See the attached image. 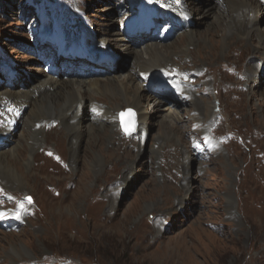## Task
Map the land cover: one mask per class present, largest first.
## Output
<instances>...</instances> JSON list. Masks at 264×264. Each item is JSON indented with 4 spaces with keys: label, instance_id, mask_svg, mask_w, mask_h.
<instances>
[{
    "label": "rangeland",
    "instance_id": "374dc122",
    "mask_svg": "<svg viewBox=\"0 0 264 264\" xmlns=\"http://www.w3.org/2000/svg\"><path fill=\"white\" fill-rule=\"evenodd\" d=\"M34 1L12 0L0 9V62L10 63L0 64V92L22 88L26 81L53 68L58 79L68 82L94 77L95 70L86 59L68 62L57 48L56 33L69 46L85 27L97 39L104 38L101 33L109 34L105 36L110 39L109 48L118 57L113 59L110 76L132 75L130 85L144 89L141 108L149 118L146 136L140 139L138 112L121 104L116 125L109 129L111 137L99 133L95 139L98 152L93 153L89 128L96 134L97 128L82 124L84 135L75 165L69 162L72 152L67 148L66 131L52 118L35 124L41 146L32 152L24 137L10 149L5 144L2 150L17 151L22 157L17 164L10 155L0 161V212L5 213L0 218V264H264V82L248 90L244 85L246 61L236 58L237 51H233L250 43L232 35L226 36V43L218 31H212L219 30L215 26L224 16L212 0H152L153 6L170 11L178 10L183 2L202 9L200 22L191 11L189 26L198 43L184 39L183 31L189 27L169 39L147 42L169 46L170 54L179 48L190 51L183 60L194 53L201 65L196 73L177 77L173 64H179L178 56L171 55L161 70L183 83L194 98L202 96L209 105H218L222 117L230 119L228 126L225 120L215 124L218 111L214 109L201 123L189 119L195 112L193 100L161 95L163 89L151 91V82L137 78V69H131L135 56L117 48L118 43L125 48L128 42L117 41L115 35L123 37L125 26L139 12L132 7L133 0ZM217 3L221 10L225 7L223 0ZM259 27L263 33L264 22ZM211 39L218 42L219 62L209 60ZM143 49L144 44L133 52L144 56ZM230 60L235 61L244 85L239 90L242 100L236 101L240 116L234 119V112H228L233 108L230 88L240 80L223 68ZM10 65L14 69L9 70ZM204 67L206 74L201 73ZM211 72L216 74L210 76ZM213 75L222 82L215 84ZM87 92V97L96 96L104 107L112 99L122 101L119 95L109 100V95ZM160 97L168 99L156 105L154 99ZM5 99L0 95V129L15 124L16 138L20 132H28L25 117L31 108L30 114L36 118L37 107L34 103L22 108ZM170 99L177 100L175 116L167 115ZM94 106L92 102L85 108L97 118L101 114ZM125 129H131L130 133ZM94 153L101 158L96 164L90 162ZM131 162L133 170L128 168ZM21 175L27 176L25 183L22 180L19 187L11 183L9 178L15 181ZM185 193L186 198L180 199ZM7 218L15 220L13 227L4 221Z\"/></svg>",
    "mask_w": 264,
    "mask_h": 264
},
{
    "label": "bare ground",
    "instance_id": "6f19581e",
    "mask_svg": "<svg viewBox=\"0 0 264 264\" xmlns=\"http://www.w3.org/2000/svg\"><path fill=\"white\" fill-rule=\"evenodd\" d=\"M213 4L215 5V8L218 12H220L224 15L221 16V22L217 24L215 27L217 29H213L212 31L219 34V37L222 38L226 43L228 42V38L226 36L232 35L233 37H238L241 39H244L247 41L246 44L248 45L246 48L243 47V49H234L233 51H237L234 56L236 58H243L244 61H246L245 66V75L247 77L246 83L244 85L248 87V90H255L259 87H261V83L264 82V32L261 33L259 23L264 22V0H223L224 8L222 10L218 7L217 0H212ZM152 0H133L131 3H143L145 5H148V3H152ZM181 7L178 10L169 11L173 13L176 17V20L178 23L186 20L187 25L190 26L192 22V14L191 11H195L196 13V19H199L200 16H202V9L197 8L193 9L192 5H188L185 2L180 3ZM164 8V7H161ZM201 11H200V10ZM221 10V11H220ZM152 11L155 16L163 17L166 15V13L159 9L158 7L154 6L152 8ZM254 18V19H253ZM150 19V14L148 13H142L138 19L137 22H144ZM161 24L159 25L158 32H161V36H169L171 34H176V30L174 27H171L163 22V18H161ZM200 22V19H199ZM58 28V27H57ZM81 29V28H80ZM130 33L141 32L138 29H134L133 26L130 29V27H127ZM188 30V31H187ZM104 38L97 39L96 36H94L91 31L81 29L78 36H76L69 46H66L65 44H62V34L56 33V39H57V48L60 49V51H63L60 53V56L62 57H68L69 58H78V59H86L89 63V65L94 68V72L92 74L98 75L97 71L99 73H104L102 75L94 76L92 78H89L87 81L86 79L83 81H66L64 79H58V77L54 74L53 71H49L48 74L35 79H30L29 81H26L25 86L22 88H19L15 91H5L0 92V95H3L5 97V100L8 101H14L16 103L21 104L22 108L26 106H33V104H36L37 112H36V118L34 115L30 114V109L28 110V113L25 117V126L28 127V132H20L19 136L16 138L14 137L13 132L16 131V125L12 124L10 126H6L3 129H0V146L1 148L7 144L8 149L14 147L17 145L19 138L24 137L28 147L29 151L32 152V150L38 148L41 146V139L38 138V135L36 133L35 124L36 127L38 125L37 122L41 121H49L52 119H55L59 122L60 126L66 131L65 135L68 139L67 148L69 151L72 152V154L69 157V162L72 165L77 164V159L79 156V150L82 145V136L84 135V131L82 130L84 125L82 124H90L91 126L97 128V134L94 133L91 129V136L94 138L92 139L93 142L90 144V150L97 151V144L95 139L98 138L99 133H107L106 138H110L111 134L109 132V129H113L114 125H116L115 119H116V113L118 109H120L121 104H124L126 106H133L136 109V112H138L137 118L138 122L140 124V128L138 130L139 138L144 139L145 138V131L148 124V118L149 115L147 111L144 110V108H141V99L145 98L144 89L141 85L139 86H131L130 82L132 80V75L128 74L127 76H115L113 79L110 75L113 74L112 64L114 57L118 58L117 55L113 51L110 50L109 44L110 39H107L105 37L106 35H109L107 33H101ZM184 39L186 41H196L198 43V39L195 38V32L193 28H188L183 31ZM146 35V34H141ZM116 34L115 37H117V41H126L128 42L125 48H122L123 45L117 44V48H121L123 53L126 54H132L135 56V59L131 61V69L135 70L137 69L139 77H145L148 81L151 82L149 84L150 86H156L160 85L162 83L163 86H166L168 88V92H171L169 89L173 90V93H176L179 96H183L185 100L190 102L193 100L192 104H195V112L194 115H190L189 119L194 121H200L201 123H205L202 121L204 118H208L211 116L212 111L215 109L218 111L217 113V119L215 120V124L222 125L223 121L225 120V126H228L230 124V119L227 116H223V113L219 111L218 105H213L209 103H206V101L202 98V96L199 98H194V94L189 93L187 88L184 86L183 83H181L178 80L171 79L170 75L165 74L161 69H165L164 67L167 66V63L170 59V55L172 56H178L176 59L179 64H173L174 65V74L177 77L183 76V75H191L193 73H196V70L198 68H201L200 62H197L195 60L194 53L192 56L189 57L188 60H183V55H186L187 53L191 54L190 51L185 49V52H181V48L178 50H175L174 53H171L169 46H159L156 42L147 43V42H141V41H135L132 38H124L126 35V30H124V34ZM169 38V37H168ZM226 38V39H225ZM202 39V37H200ZM154 41V40H151ZM212 45L207 49L211 55L210 62H219V56L220 54H217L218 51V42H214L213 39H211ZM223 41V42H224ZM249 41V42H248ZM185 42V40H184ZM222 42V43H223ZM256 42V43H255ZM225 43V42H224ZM144 44V56L143 55H135L133 52V49H136L138 46ZM161 47H164L162 50ZM175 47V46H174ZM173 47V48H174ZM177 47V46H176ZM175 47V48H176ZM233 47H237L234 45ZM153 49L151 52L147 53V50ZM172 49V48H171ZM188 51V52H187ZM193 51H199L198 48L196 50L193 49ZM215 51H217L215 53ZM252 55V56H250ZM197 56V54H196ZM251 57L250 61H248V57ZM218 59V61H217ZM216 60V61H214ZM7 65L10 63L3 64ZM8 67V66H6ZM13 66H9V70ZM211 68V67H210ZM223 68L228 70V74H236L240 80V83L232 84L231 94H232V103L233 108H230L228 112H234V118H238L240 116V112L238 111V106L236 102L237 100H242V94L239 92L240 88L244 86L242 84V78L243 76L240 74V71L236 69L235 67V61H229L224 62ZM256 68V71H254ZM14 69V67H13ZM206 68H202V71L204 72ZM220 74L222 71H220ZM259 72V74H257ZM262 72V73H261ZM51 74V75H50ZM206 74V71L205 73ZM212 74H216L215 72L209 73L211 76ZM97 77H104V78H97ZM214 78L213 81L215 84L219 81L222 82L219 79H216V75H213ZM224 79V77H223ZM148 86V85H147ZM98 88V89H97ZM222 88H227V84L223 85ZM243 90V88L241 89ZM264 90V89H263ZM87 91H97L100 92L103 95H109L108 99L115 98L116 95L121 96L122 101L117 102L115 99L110 100L107 106L104 107L103 104H100L98 102V99L87 97L86 94H88ZM244 91V90H243ZM235 93L234 97L233 94ZM44 93V95H43ZM117 93V94H115ZM196 93V92H195ZM263 93V92H261ZM169 95H172L170 93ZM117 96V97H119ZM92 98V99H89ZM104 98V97H103ZM107 99V98H106ZM168 99L167 97H160L157 99H154L156 102V105H159L161 101ZM228 99V98H227ZM169 104L171 105L169 108L166 109V111H169L167 115L175 116L176 115V108L174 99H170ZM174 100V101H172ZM230 100V99H228ZM127 101H130L131 104L126 103ZM94 103L95 106L92 109H95L97 113H100L101 116H97V118L93 117L92 115L88 114L86 110V105L89 103ZM184 101L178 100V103H182ZM107 103V102H106ZM197 103H200L201 106H197ZM220 103V102H219ZM183 105V104H180ZM91 111V110H90ZM186 111V109H185ZM237 111V112H235ZM95 112V113H96ZM238 113V114H237ZM181 115H179L180 117ZM233 119L231 123H233ZM108 125V126H106ZM236 126V125H235ZM94 130V129H93ZM87 134L89 132L85 131ZM113 132V131H112ZM76 133V134H73ZM230 134L233 132L230 131ZM15 138V139H14ZM111 140V139H110ZM102 141V140H101ZM109 143V142H108ZM0 150V161L6 160L8 156H12L13 163L17 162L21 159L22 155L19 154L17 151L14 153L11 151ZM45 150V149H44ZM98 152V151H97ZM23 153V152H22ZM59 152L57 151L56 154ZM105 153V152H104ZM101 158L97 153H94V156L91 157L90 162L92 164H96L99 162ZM101 161V160H100ZM89 164V163H88ZM15 166V165H14ZM128 168L132 169L134 168V162H131L128 165ZM21 179L19 180H11L12 184L18 185V187L23 183L26 182L27 176H20ZM23 180V181H22ZM6 182H8L6 180ZM10 182V181H9ZM15 182V183H14ZM126 182V178H124V183ZM18 183V184H17ZM186 193L182 195V198H186ZM119 199V198H118ZM121 201V198L119 202ZM182 203V201L180 200ZM116 203L118 201L116 200Z\"/></svg>",
    "mask_w": 264,
    "mask_h": 264
},
{
    "label": "snow or ice",
    "instance_id": "6c2138e0",
    "mask_svg": "<svg viewBox=\"0 0 264 264\" xmlns=\"http://www.w3.org/2000/svg\"><path fill=\"white\" fill-rule=\"evenodd\" d=\"M125 131L130 133L131 129H125ZM50 155H51V154H50ZM28 200H29V202L31 203V198H28ZM21 207H23V205H21ZM4 215H5V213L0 212V218H2ZM16 218H17V219L20 218L19 214H17Z\"/></svg>",
    "mask_w": 264,
    "mask_h": 264
},
{
    "label": "trees",
    "instance_id": "16d2710c",
    "mask_svg": "<svg viewBox=\"0 0 264 264\" xmlns=\"http://www.w3.org/2000/svg\"><path fill=\"white\" fill-rule=\"evenodd\" d=\"M11 1L12 0H0V9H2L6 4H9ZM36 2H39V0H36Z\"/></svg>",
    "mask_w": 264,
    "mask_h": 264
},
{
    "label": "water",
    "instance_id": "95a60500",
    "mask_svg": "<svg viewBox=\"0 0 264 264\" xmlns=\"http://www.w3.org/2000/svg\"><path fill=\"white\" fill-rule=\"evenodd\" d=\"M127 134H128V132H127Z\"/></svg>",
    "mask_w": 264,
    "mask_h": 264
}]
</instances>
